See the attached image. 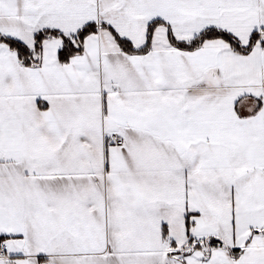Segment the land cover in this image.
Listing matches in <instances>:
<instances>
[{
  "label": "snow or ice",
  "instance_id": "snow-or-ice-1",
  "mask_svg": "<svg viewBox=\"0 0 264 264\" xmlns=\"http://www.w3.org/2000/svg\"><path fill=\"white\" fill-rule=\"evenodd\" d=\"M0 264H264V0H0Z\"/></svg>",
  "mask_w": 264,
  "mask_h": 264
}]
</instances>
